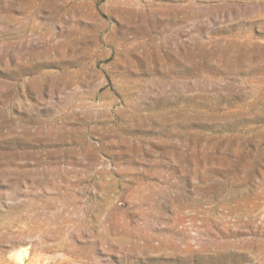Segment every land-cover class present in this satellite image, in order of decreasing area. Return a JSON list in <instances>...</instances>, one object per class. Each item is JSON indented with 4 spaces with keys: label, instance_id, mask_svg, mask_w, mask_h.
<instances>
[{
    "label": "rangeland",
    "instance_id": "374dc122",
    "mask_svg": "<svg viewBox=\"0 0 264 264\" xmlns=\"http://www.w3.org/2000/svg\"><path fill=\"white\" fill-rule=\"evenodd\" d=\"M263 0H0V264H264Z\"/></svg>",
    "mask_w": 264,
    "mask_h": 264
},
{
    "label": "bare ground",
    "instance_id": "6f19581e",
    "mask_svg": "<svg viewBox=\"0 0 264 264\" xmlns=\"http://www.w3.org/2000/svg\"><path fill=\"white\" fill-rule=\"evenodd\" d=\"M262 3H264V0H263V2Z\"/></svg>",
    "mask_w": 264,
    "mask_h": 264
}]
</instances>
